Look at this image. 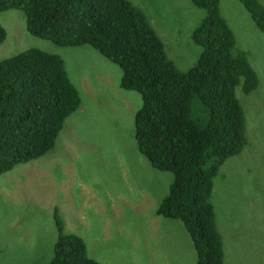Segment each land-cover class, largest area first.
I'll return each instance as SVG.
<instances>
[{"label": "rangeland", "instance_id": "obj_1", "mask_svg": "<svg viewBox=\"0 0 264 264\" xmlns=\"http://www.w3.org/2000/svg\"><path fill=\"white\" fill-rule=\"evenodd\" d=\"M254 1L264 12V0ZM128 2L145 18H156V35L178 72L196 64L203 48L192 37L203 9L191 0ZM218 5L233 34V53L246 59L258 84L249 93L242 81L235 87L245 144L213 178L214 225L222 264H264V32L242 0ZM0 25L6 31L0 61L28 49L57 55L80 97L51 149L0 175V264H50L58 235L54 209L63 232L78 231L87 255L100 264H196L183 223L155 216L173 175L146 174L152 167L134 136L142 99L119 88L121 68L89 45L59 46L31 35L22 10H0ZM190 109L192 119L205 127L208 110L197 96ZM163 174L170 181L166 190L155 179Z\"/></svg>", "mask_w": 264, "mask_h": 264}, {"label": "trees", "instance_id": "obj_2", "mask_svg": "<svg viewBox=\"0 0 264 264\" xmlns=\"http://www.w3.org/2000/svg\"><path fill=\"white\" fill-rule=\"evenodd\" d=\"M205 16L193 33L203 48L196 64L178 72L144 15L128 0H0V10H22L33 36L59 46L89 45L122 70L121 89L140 94L134 115L139 152L173 180L155 215L179 219L189 234L196 264H222L221 241L210 196L213 178L244 147V118L235 96L258 84L246 59L233 53L234 38L219 0H191ZM264 32V12L242 0ZM6 31L0 25V44ZM197 96L208 110L200 127L191 117ZM80 105L59 56L28 49L0 61V175L43 156L64 120ZM57 239L50 264H100L87 256L81 237L64 233L53 213Z\"/></svg>", "mask_w": 264, "mask_h": 264}, {"label": "crops", "instance_id": "obj_3", "mask_svg": "<svg viewBox=\"0 0 264 264\" xmlns=\"http://www.w3.org/2000/svg\"><path fill=\"white\" fill-rule=\"evenodd\" d=\"M130 4L132 5V6H134L135 8H137L136 7V5L134 4V3H131L130 2ZM138 9V8H137ZM146 19H147V21H148V23H149V25H150V27L155 31V33L157 32L156 30H157V25H156V18L154 17V16H150V17H146ZM161 31V30H160ZM119 88H120V86H119ZM121 89V88H120ZM139 151V150H138ZM140 153V152H139ZM33 161H35V160H33ZM33 161H31V162H33ZM31 162H28V163H25V164H30ZM149 163V162H148ZM152 167V166H151ZM37 170H42V168H40V166H38V169ZM155 171H157L158 172V170H156L155 168H151V169H146V174H152V173H157V172H155ZM160 172H164V171H160ZM156 175V174H155ZM155 179H156V181H157V183H162V185L164 186V188H165V190H166V188H168V184H169V182L170 181H168L169 180V178L167 177V176H165L164 174H163V176L159 179V178H157V176H155ZM158 207V206H157ZM156 207V208H157ZM156 210V209H155ZM54 211H56V209H54ZM57 212V211H56ZM156 216V215H155ZM157 217H159V216H157ZM102 225V224H101ZM64 226V225H63ZM73 234H78V231H74L73 232ZM87 252V251H86ZM88 256V255H87ZM89 257V256H88Z\"/></svg>", "mask_w": 264, "mask_h": 264}]
</instances>
